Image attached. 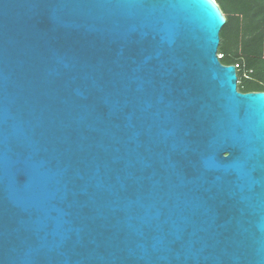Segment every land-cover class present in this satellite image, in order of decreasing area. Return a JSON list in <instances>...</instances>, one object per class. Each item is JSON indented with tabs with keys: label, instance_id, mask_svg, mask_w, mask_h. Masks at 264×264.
<instances>
[{
	"label": "water",
	"instance_id": "obj_1",
	"mask_svg": "<svg viewBox=\"0 0 264 264\" xmlns=\"http://www.w3.org/2000/svg\"><path fill=\"white\" fill-rule=\"evenodd\" d=\"M216 0H0V264H264V92Z\"/></svg>",
	"mask_w": 264,
	"mask_h": 264
},
{
	"label": "trees",
	"instance_id": "obj_2",
	"mask_svg": "<svg viewBox=\"0 0 264 264\" xmlns=\"http://www.w3.org/2000/svg\"><path fill=\"white\" fill-rule=\"evenodd\" d=\"M226 19L219 54L239 65V91L264 92V0H216Z\"/></svg>",
	"mask_w": 264,
	"mask_h": 264
},
{
	"label": "built area",
	"instance_id": "obj_3",
	"mask_svg": "<svg viewBox=\"0 0 264 264\" xmlns=\"http://www.w3.org/2000/svg\"><path fill=\"white\" fill-rule=\"evenodd\" d=\"M219 59H222V55L219 54ZM237 68V70L239 69V65L235 66Z\"/></svg>",
	"mask_w": 264,
	"mask_h": 264
}]
</instances>
